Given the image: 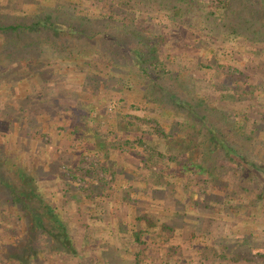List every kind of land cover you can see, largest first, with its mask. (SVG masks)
<instances>
[{"label":"trees","instance_id":"obj_1","mask_svg":"<svg viewBox=\"0 0 264 264\" xmlns=\"http://www.w3.org/2000/svg\"><path fill=\"white\" fill-rule=\"evenodd\" d=\"M233 1L159 0L158 9H151L153 13L157 12V16L154 15L153 18H158L159 22L166 18L171 19L168 20L172 22L169 23L167 32L171 33L170 36L162 30L158 35L143 36L147 27L142 26L144 32L133 28L135 35H142L143 40L148 39L147 47L151 46V51L129 50L123 47L120 38H116L108 30L109 27L115 28L111 26L120 22L119 15L105 9H95L100 7L99 1L92 2L94 7L87 5L88 8L82 9L87 15L82 16L80 13L83 11H79L82 16L80 25L73 17L67 24L58 17L54 20L46 13L40 17L36 15V19L28 25L0 23V30L3 32L55 27L69 36L94 38L99 35L103 40L114 41L123 52L132 55L137 74L146 82L144 93L138 98L143 106L131 104L129 108H132L134 113L125 115L123 109L117 111V122L114 124H110L108 118L106 121L93 119L89 124L87 114H82V122L73 123L72 117L77 114L79 108L73 105L62 107L63 103L49 98L46 93H31V96L39 98V101H34L30 94L20 98V115L6 117L7 134L12 135L15 131L17 135L20 130L24 138L21 144L25 150L29 144L26 136L30 135L36 139L39 151L44 149L45 160L46 146L55 147L54 142H51L52 138L58 137L59 146L55 147L52 161H45L40 157L41 153L37 155L30 147L26 150L25 158L19 161L15 158L16 152L8 150L12 144L9 139L7 144L0 145V264H72L75 260L76 264H120L128 257L132 258L133 264H176L175 260V263L172 261L175 248L170 247L167 250L165 244L169 242L171 234L179 230L191 241L207 243L205 248L213 252L214 257L226 262L221 264L247 261L250 260L249 255H253V261L258 255L264 256L263 253L254 251L255 243L249 244L246 239L203 231L204 220L198 215L193 218L189 213H169L170 200L177 198L178 186L188 189L190 183L187 184L193 179L200 182L194 184L199 190H196L197 197L192 203L188 197L185 198L184 202L188 205L197 206L196 208L202 205L201 208L205 211L210 208H213V211H227L228 214H234L235 218L241 216V212L244 218L246 214L251 215L250 218L257 217L248 211L251 203L239 200L241 197L238 190H244V183L249 180L252 184H258L259 193L255 202L264 208V149L261 157L239 151L238 147L231 144L230 136L222 133V129H218L214 121L209 120L213 116L210 113L216 107L210 108L205 100V111L208 110L210 115L205 117L197 101L194 100V104L193 100H187L183 96L187 85L193 89L192 92L197 93V88L191 81V84L184 83L187 79L193 80L188 75L186 66L164 71V68L168 67L166 60L172 59V63L177 60L175 56L165 54L164 48L182 47V40L178 38L168 44L172 34L178 32L177 28L182 25L193 26L191 22L197 20L196 27L205 30L211 38H215L214 33L219 32L222 27L227 28V34H223L219 40L226 41L228 45L234 43L231 36L239 34L242 29L237 23H226L223 18L232 13V18L240 21L244 15L241 11H236V17L233 10H230ZM261 1L264 4V0ZM151 2L153 0H140L139 3L145 6L150 4L147 7L150 9ZM129 5L127 3V6ZM260 6L264 9V5ZM162 11L167 15H162ZM89 12L91 14H88ZM250 13L257 15L253 10ZM122 18L126 20L123 27H130L127 21L135 20ZM188 23L190 25H187ZM238 23L248 24L247 21ZM87 24H90V27ZM94 24L101 25V29H92ZM259 38L256 43L264 44V35ZM215 40L218 42L217 37ZM201 49L196 57L197 66L208 70L213 61L207 64L210 59L206 55L211 54V57L216 58L218 51L214 47ZM81 62L87 64L88 73H91L85 77L87 84H94L93 91H97L95 87L99 84H102L103 93L110 88L119 92L117 86L122 87L125 84H130L127 86L131 90V82L126 81V78H113L117 67L111 66L112 73L108 74L97 70L92 65L93 60L84 59ZM42 76L46 81L50 74ZM161 76L163 84L157 82ZM113 81H116V84ZM226 90L229 95L240 94L230 88ZM243 90L242 87L241 91ZM223 94L222 98H218L219 102L226 104L227 101L229 107L233 105ZM152 112L156 114L153 115ZM219 115L228 120L235 114L232 109L225 108L216 112V116ZM38 117L55 125H47L42 131L37 128ZM248 122V114L243 112L239 119L238 132L231 136L253 140L256 130L248 129ZM260 123L261 121L257 120L252 122L257 125ZM104 126L105 131H101ZM87 127L91 132L84 134L82 129ZM65 134L73 135L74 138ZM65 143L70 148L66 149ZM227 168L229 170H226ZM39 172H43L45 179L36 175ZM186 178L188 181L183 182ZM229 179L231 183L228 185ZM175 180L182 182L175 186ZM71 200L78 201L77 220L84 228L83 237L78 241L80 248L73 238V222L66 211ZM166 201L167 205L164 204ZM86 205L90 208L89 212L85 211ZM155 205L160 207V211L149 210V206ZM105 209H108V212H105ZM93 211L99 214L92 216ZM261 218L264 221V212L257 220ZM86 219L108 224L103 229H91L93 225L84 223ZM255 229L253 225L250 227V230ZM104 232L110 233L111 246L113 242L118 243L116 252L96 253L98 239ZM253 233L251 231V234L256 236ZM83 249L86 250V255L81 254ZM92 254H96L94 258ZM65 255L69 260L63 259L62 256Z\"/></svg>","mask_w":264,"mask_h":264},{"label":"rangeland","instance_id":"obj_2","mask_svg":"<svg viewBox=\"0 0 264 264\" xmlns=\"http://www.w3.org/2000/svg\"><path fill=\"white\" fill-rule=\"evenodd\" d=\"M98 1L100 2V4H98L100 7H96L95 9H105L106 11L119 15L118 19L120 20L118 21L120 22L118 24H113L114 26L111 27L115 28L109 27L108 30L112 35L116 36V38L119 37V41L123 44V47L129 50L140 49L151 51V46L147 47L148 39L145 38L143 40V36L151 37L153 35H158L161 32L160 30H162L167 36H170L171 34L167 33L169 23L172 22H168V20L171 19H163L160 23L158 18H153L154 15L157 16V12L153 13V10L151 9H154L155 11L158 9L159 0H153L150 9H147L150 4L147 6L141 5V3H139L140 0H120L121 2L119 3L112 2V0H0V23L3 25L10 23L28 25L36 19V15L37 17L38 15L40 17L41 14L46 13L51 15L54 20L58 17L60 21L67 22V24L71 21L70 18L73 17L75 19L74 21L80 25L82 16L86 14L82 9L86 7L88 8L87 5L94 7L92 2ZM127 3L130 5L127 6ZM198 5L201 6L200 2ZM260 5H264L261 0L233 1L230 10H233L236 17V11H241L244 16H242V20L240 21H247L248 24L241 25L238 23L240 21L233 19L232 13L229 14L227 18L222 17L224 19L223 21L226 23L234 25L237 23V26L242 29L239 30V34L231 36L232 39H234V43L231 45H228L226 41L221 42L222 40H219L223 34H227V28L223 29L222 27V31L220 30L221 32L214 33L216 34L215 38L217 37L218 39L217 42V40L211 38L205 30H200V28L196 27V20V22H191L193 26H191L189 22L187 25L190 26L182 25L177 28L178 32L174 33L176 35L172 34L173 36L168 42V44H171L173 39H181L182 47L164 48L165 54H171L175 56V60L177 59L173 63L171 62L172 59L166 60L168 62V67L166 66L164 71H167L168 68L174 70L175 68L180 69V67L186 66L188 75L191 76L193 80L196 79V81L187 79L184 83H192L194 87L197 88V93L192 92L193 89L189 87L190 85H187V89L184 90L185 94H183V96L187 100H193L192 103H194V100L197 101L201 111L204 112L203 114L205 117H210L208 110L205 111L207 103L210 108L216 107L210 113L213 116H211L209 120L211 122L214 121L213 123L218 126V129H222V133L230 136L231 144L238 147L239 151L251 155L255 154L257 157L262 156L261 152L264 149V44L256 43L257 40L260 39L259 37L264 35V14H262L264 9H262ZM260 9H262V11L259 14ZM252 10L254 13L257 12V15L250 13ZM79 11L83 12L80 13ZM88 14L91 13L89 12ZM162 15L167 14L162 11ZM122 17L134 18L135 20H131V22L127 21V23L130 24V27H123V23H125L126 20H122ZM162 25L164 27H162ZM87 26L90 27V24H87ZM142 26L147 27L146 33L143 36L135 35L133 28L137 31L144 32L145 30ZM166 26H168V28ZM92 29H101V25L94 24ZM202 47L203 49L214 47L216 51H218L216 58L213 56L211 57V54L206 55V57L210 59L208 61L206 60L207 64L213 61L212 67L208 70L197 66V53L202 51ZM103 56H105V58ZM84 59L93 60L92 65L97 68V70H100V72L104 71L108 74L112 73L113 66L117 67L113 72V78H126V81L128 80L131 82V90L127 86L130 84H125L126 86H117L119 92L115 90L113 91V89L110 88L103 93L102 84H99L95 87L97 88V91L96 89L93 91L94 84H87L88 82L86 81V74L91 73H88L87 64L85 65V62H81L84 61ZM107 59L111 62H108ZM132 60V55L123 52L118 43L103 40L99 35L94 38L87 36H69L66 32H60L55 27L52 29H22L21 31L8 32L0 30V145L7 144V140L9 139L12 144L8 147V150L9 152H16L17 157L15 158L19 161L20 159L23 160V158H25L27 154L26 150L29 147L32 151H35L37 155L41 153L42 155L40 157L44 159V149H42L41 152L39 151V144L35 142L36 139L27 135L26 137L29 144L26 146L25 150L21 144V140L24 138L21 135L20 130H18L17 135L15 131L12 135L7 134L8 130H6V117L11 115L19 116L20 98H23L25 95L28 96L29 94L31 96L33 91H36L35 94H48L49 98H54L60 101V104L63 103L61 104L62 107L63 105H73L77 107V109L79 108L76 112L77 114L72 117L73 123L82 122V114H87L89 124L92 123L93 119H102L103 121H106L107 118L110 124H114L117 122V111L123 109L124 115L126 113H134L133 109L129 107L131 104H137L141 107L143 106L138 98L143 95L146 82H144V80L137 74V69L133 65ZM85 61L88 62V60ZM33 69L35 71H32ZM42 74H50V77L45 81ZM162 76L157 80L159 84H163L164 82ZM113 82L116 84V81ZM242 87L244 88L243 91H241ZM66 88L68 90H66ZM226 88L233 89L240 94L229 95L225 92L227 91ZM222 93H224L223 95L225 98H228L233 105L229 107V102L226 101V104H221L219 102L218 98L223 97ZM31 98L34 101L40 100L39 98L36 99L33 95ZM205 100L207 103H204ZM126 101L128 102V107H126ZM225 108L232 109L233 114L236 116L234 115V117L228 118V120L222 115L216 116V112H221L222 109ZM243 112L248 114L249 122L247 123V128L256 130L253 140L245 139L240 136H231L238 132L239 119L243 115ZM152 114L155 115L156 112L155 114L152 112ZM254 120L261 121V123L259 125L252 124ZM139 123H141V121H139ZM50 124L55 125V123L46 122L44 118L42 121L41 118L38 117L37 128L42 129V131ZM141 124L143 125V123ZM102 130L105 131V126L101 131ZM82 131L84 134H89L91 129L87 127L83 128ZM5 132L6 134L4 135ZM67 136L74 138L73 135ZM52 139V144L54 142L53 145H55V147L57 145L59 146L57 143L58 137L56 136ZM16 142H18V144H16ZM55 147H50V145L46 146L45 158L47 161L53 160V154H55L56 150ZM65 148L68 149L70 146L67 144ZM122 157L125 156L122 155ZM214 165H217V163ZM226 170H229V168ZM36 175L43 178L44 174L43 172H39L36 173ZM175 181V186H178V184L182 182L179 180ZM186 181H188V178L184 179L183 182ZM228 181H230L228 183L229 185L231 179ZM189 183L190 186L188 189L178 186L179 190L176 194L178 196L175 200H170L169 213L178 215L180 213H189L188 215L193 218H195V215H198L204 220L202 226L203 231L217 235L224 234L227 236L241 237L242 239L249 241V244L255 243V252L258 251L259 254H264V224H262L264 221H262V218L257 220V218L261 217L264 212V208L263 205H261L262 207H259L255 202L259 193L257 183L252 184V182L247 180L244 183L245 189L243 190L242 188L238 190V195L241 197L239 198L240 202H248L249 204H252L248 208V211L257 216H252V218H250L251 215L247 214L244 218L243 212L240 213L241 216L235 218L236 216L234 214H228L227 211L226 213L225 211H220L218 209L213 211V208H210L209 211H205L204 208H201L202 205L199 206L200 208H196L197 206L186 204L184 202L186 197L191 200L190 203H192L193 199L197 197L196 190H199V188L195 187L196 185L194 184L200 182L193 179L189 180L187 185H189ZM60 203L62 204V201ZM76 203H78V201H69L66 211L73 222L71 225V232L74 235L73 238L76 240V244L79 245L78 248H80L81 244L78 241L83 237L82 233L84 228L77 220L78 216L76 214L78 213V209ZM164 204L167 205L168 202L166 201ZM148 208L153 212L160 211V207L157 205L149 206ZM85 211H90V208L87 205L85 206ZM105 212H108V209H105ZM95 214L98 215L99 213L93 211L91 215L95 216ZM185 218L187 219V217ZM233 218L235 219L232 220ZM239 218L242 219L239 220ZM253 218H255V220H252ZM256 221H258L257 224ZM84 223L93 225L91 226V229H103L106 228L108 224L104 221L88 219H86ZM259 224L263 226H259ZM252 225L256 227L255 230H250ZM251 231H253V234L256 236H253ZM109 235V232H104L101 238L98 239L96 253L110 254L117 251V246L119 245L118 243L113 242L114 246H111L112 242L109 239ZM1 236L2 232L0 231V237ZM206 244L207 243L204 241L196 242V240H189L186 237V234L179 230L171 234L169 242L165 245L167 246V250L170 249V247L175 248L172 261L174 263L176 261V264L226 263L223 259L214 257V253L205 248ZM81 254L86 255V250L83 249ZM92 255L94 258L96 254ZM249 256L250 260L237 263L233 262L230 264H264L263 255L256 256L255 261L252 260L253 255ZM62 257L63 259L69 260L66 255ZM129 262L133 264L131 257L123 260L120 264H128ZM72 264H76V260L72 261Z\"/></svg>","mask_w":264,"mask_h":264},{"label":"crops","instance_id":"obj_3","mask_svg":"<svg viewBox=\"0 0 264 264\" xmlns=\"http://www.w3.org/2000/svg\"><path fill=\"white\" fill-rule=\"evenodd\" d=\"M128 264H131L130 262Z\"/></svg>","mask_w":264,"mask_h":264}]
</instances>
